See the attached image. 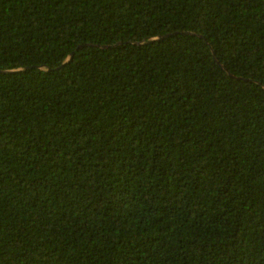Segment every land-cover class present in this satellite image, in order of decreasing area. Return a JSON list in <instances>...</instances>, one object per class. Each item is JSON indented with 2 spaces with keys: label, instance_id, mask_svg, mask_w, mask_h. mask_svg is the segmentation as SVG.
Masks as SVG:
<instances>
[{
  "label": "trees",
  "instance_id": "1",
  "mask_svg": "<svg viewBox=\"0 0 264 264\" xmlns=\"http://www.w3.org/2000/svg\"><path fill=\"white\" fill-rule=\"evenodd\" d=\"M0 264H264V0H0Z\"/></svg>",
  "mask_w": 264,
  "mask_h": 264
},
{
  "label": "water",
  "instance_id": "2",
  "mask_svg": "<svg viewBox=\"0 0 264 264\" xmlns=\"http://www.w3.org/2000/svg\"><path fill=\"white\" fill-rule=\"evenodd\" d=\"M189 33V32H188ZM171 34H167V35H165V36H163V37H167V36H170ZM162 38V37H161ZM80 47H82V46H80ZM72 56H73V54H72ZM216 60H217V58H216Z\"/></svg>",
  "mask_w": 264,
  "mask_h": 264
}]
</instances>
